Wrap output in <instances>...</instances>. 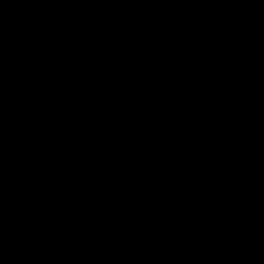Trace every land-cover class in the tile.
Listing matches in <instances>:
<instances>
[{
  "label": "water",
  "instance_id": "obj_1",
  "mask_svg": "<svg viewBox=\"0 0 264 264\" xmlns=\"http://www.w3.org/2000/svg\"><path fill=\"white\" fill-rule=\"evenodd\" d=\"M0 264H264V0H0Z\"/></svg>",
  "mask_w": 264,
  "mask_h": 264
}]
</instances>
